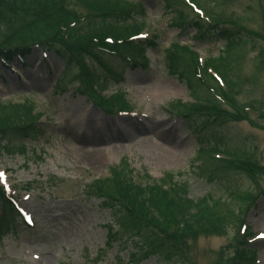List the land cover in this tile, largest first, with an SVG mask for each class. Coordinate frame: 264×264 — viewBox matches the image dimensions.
Wrapping results in <instances>:
<instances>
[{
	"label": "rangeland",
	"instance_id": "374dc122",
	"mask_svg": "<svg viewBox=\"0 0 264 264\" xmlns=\"http://www.w3.org/2000/svg\"><path fill=\"white\" fill-rule=\"evenodd\" d=\"M14 1H21L25 6L9 19L10 25L19 31L20 20L31 31L27 36L38 35L61 11L81 16L90 8L85 0H63L50 18L44 23L33 22L34 26L30 28L26 5L30 4L29 14L36 0ZM124 1L134 3L139 0ZM140 1L145 7V17L137 14L136 21L146 28L143 34L148 37L154 34L152 39L157 42L153 50L142 56L147 67L125 68L121 60L108 57H104L103 62L104 68L111 70L121 84L100 95L116 101L122 99L120 102L132 109L128 115H108L93 104L91 98L76 93L77 83L70 80L75 75L74 70H65L63 61L54 53L44 55L33 49L24 63L15 59L10 70L2 68L0 102L21 103L25 98L33 104V118L39 119L45 135L35 142L11 139L3 144L7 151L20 144L25 147L23 153L16 154L15 150L13 155H1L0 172L4 173L2 176L0 173V184L15 196L21 212L26 216L29 214L33 228L26 230L18 224L13 236L0 240V264H182V260L178 263L175 259L162 260L157 256L134 263L132 256L138 258L143 251L125 243L128 237L124 233H120L121 239L107 243L108 212L101 208L100 200L92 197L88 189L93 180L108 177L110 169L116 166L133 170L143 179L159 180L164 175L170 179L168 173H171L175 176L174 182L185 183L190 200L198 201L203 197L228 200L231 191L245 195L247 192L249 201L245 206L237 197L232 200L235 207L244 206L240 209L242 226L253 235L252 246L258 251V264H264V110L248 112L247 122L230 121L223 126H202L200 120L193 125L176 118L178 116L171 110L175 103L188 105L192 100L182 81L169 74L164 61L166 49L175 41L196 47L207 59L216 58L222 51V42L209 45L196 42L193 27L180 34L183 27L175 26L174 19L181 18L187 27L197 18L196 13L203 14L199 18L207 23L201 24L205 28L209 21L220 26L225 18L228 19L226 22L231 20L227 23L228 28L235 24L250 31L248 43L240 45L231 55L234 60L232 72L244 82L236 87L233 102L242 106L251 101L255 108L261 109L264 104V0H195L202 9L197 8L201 12L196 13L179 0L174 4L168 0L166 6L164 0ZM35 12L34 8L33 15ZM6 14L10 15L9 12ZM8 34L0 33V48L11 44ZM19 37L16 33L15 38ZM260 59L263 64L258 63ZM184 60L185 56H177L178 65L185 67ZM63 72L69 77L62 78ZM59 78L62 80L55 91ZM195 90L196 97L207 96L200 86ZM226 96L229 98V92ZM167 108L175 117L166 112ZM222 109L229 111V108ZM231 110L238 111L237 107ZM87 118L91 120V127L83 123ZM76 119L72 132L69 125ZM200 125L199 133L192 132L193 127ZM160 126L162 138L155 135V129H161ZM106 129L113 131V139L106 135ZM165 139L167 141H163ZM174 141L182 145L180 151L175 150L176 161L161 160L159 153L171 154L170 143ZM216 143L229 151L253 148L254 156L258 158L254 172H238L196 157L201 146ZM211 163L221 167L216 168ZM208 176L211 179L207 180ZM239 223L228 224L219 234L187 240L184 264H230L236 252L235 235ZM171 236L177 239L175 234ZM165 250L169 255L173 253L167 245Z\"/></svg>",
	"mask_w": 264,
	"mask_h": 264
},
{
	"label": "trees",
	"instance_id": "16d2710c",
	"mask_svg": "<svg viewBox=\"0 0 264 264\" xmlns=\"http://www.w3.org/2000/svg\"><path fill=\"white\" fill-rule=\"evenodd\" d=\"M85 1H88L90 4V8L86 14L78 16L71 11H61L59 12L60 15L50 24L44 26L38 35L27 36L28 33H31L27 25H23L19 20L18 22L21 23L19 29L21 30L18 31L9 22V19L15 15V12L20 11V7L25 5L21 1L10 0V3L8 0H0V33H9V42L11 43L10 45L4 46L3 49H0V58L9 63L13 57H24L29 52V47L37 44L46 53L54 52L63 61L66 67L65 70H74L75 75L71 80L78 82L77 89L80 93L84 94L83 91H85V94L90 97L97 94V88L92 84L93 76H91L88 67H85L87 60L93 62L98 61L101 51L109 55L113 54L119 48L116 43L130 35L136 34L138 25L131 22V20L133 21V17L129 13L122 12L111 16V18L110 15H106L104 12L94 11L93 7L100 6L116 12L121 7V3L118 0ZM170 1L174 4L176 0ZM212 1L221 2L222 0ZM62 2L63 0H36L35 7H32L33 9H31L29 14L30 4L26 5L28 8L25 14L26 16L29 15L31 19L30 28L34 26L35 22L41 21L44 23L48 17L50 18L53 15L54 11ZM34 8L36 10L35 15H33ZM6 12H9L10 15L7 16ZM79 20L82 21L79 22ZM175 20L180 21L181 18ZM193 25L197 30L198 41L207 44L212 40L223 42L222 54L212 66L222 75L228 88H232L239 79L232 72L231 62L234 60H232L231 55L240 45L242 47L247 44L249 36L245 35L239 29H219L213 34L209 29L203 31L204 28L199 26L198 23H194ZM16 33L20 34L19 38H15ZM213 35L214 38L212 39ZM107 40H110L112 43H107ZM122 42L124 44L123 47L127 49L126 51H131L136 56L144 55L145 50L153 44L147 42L134 44L132 41H127L126 39ZM177 56H185V67L178 65ZM164 59L169 74L176 76L179 81H182L191 95L195 96V89L199 86L198 81L194 77L196 68L195 57L189 54L185 48L172 46L165 51ZM260 60L258 63L263 64V60ZM132 67L134 66L130 68ZM61 76L63 78L68 75L63 72ZM95 78L96 83L101 81L106 88L111 85L109 81L112 78L110 77L103 78L95 74ZM107 104L109 105V102ZM215 109L218 110V113L222 111L218 104H215ZM33 111V106L28 102L22 104L1 103L0 142H7L11 139L37 140L39 137L44 136L45 131L35 122ZM183 115L185 116V114ZM217 118L219 123H224V119L220 115ZM242 119L246 120L247 118L243 117ZM218 147L220 146L218 145ZM215 148H217V145L211 149ZM201 152L204 151L202 150ZM213 165L216 168L222 166L219 164ZM209 179H211V176H208L207 180ZM89 190L93 197L101 200L102 207L108 209L112 224L118 230L124 231L130 238L144 235L149 240L146 254H157L160 251L163 253L164 258L181 256L178 255L176 249L174 250L176 255H173L175 253L169 255L165 248L160 245L152 247L155 235L153 229L160 230V233H166L167 230L165 232L162 230L168 229L170 226H179L176 222L178 219L188 221L184 226H181V230H176L175 232L181 234L179 236L175 235L178 243L187 247V240L195 239L200 235L208 236L211 234H219L228 224L241 223L240 214H243L241 210L249 201V196L246 195L245 198L243 196L241 197L244 206L240 208L241 210L238 208L240 214H237L235 212L236 207L232 201V197L240 194L236 191L229 192L227 203L220 197L215 200L212 197H205L198 201H191L186 199V191H183V194L177 191L168 192L163 190L161 186L155 184L141 187L139 184H135L132 180H129V177L124 175L121 169H113L110 177L94 180L90 184ZM1 202H3V209L0 211V235L13 230V222L16 214L0 190ZM109 227L111 228L109 230V237L111 239L115 238L117 235H112V226ZM166 240L172 245V238L168 237ZM244 243H238L242 246L239 251L235 248L236 252L233 254L231 264H249V262L251 264L253 250ZM224 263L226 264V262Z\"/></svg>",
	"mask_w": 264,
	"mask_h": 264
},
{
	"label": "bare ground",
	"instance_id": "6f19581e",
	"mask_svg": "<svg viewBox=\"0 0 264 264\" xmlns=\"http://www.w3.org/2000/svg\"><path fill=\"white\" fill-rule=\"evenodd\" d=\"M75 114L76 115H78L77 114V111L75 112ZM77 117V116H76ZM78 119H76V120H74L73 122H71L70 123V125H69V130L70 131H72L73 129H74V127L76 126V121H77ZM81 120L82 119H80V122H81ZM83 123H84V125H88V126H92V124H91V120H90V118L88 119L87 118V120H85L84 119V121H83ZM106 128H108V126H106ZM159 128H161V129H155V131L157 132V134L155 133V135H159V137L160 138H162V127L160 126ZM73 132V131H72ZM107 132V129L105 130V133ZM112 133H113V131H110V132H107V136L110 138V139H113L112 138ZM114 136H116V135H114ZM121 136V135H120ZM122 136L125 138V136L122 134ZM115 139L116 140H118V137H115ZM163 141H167L166 139L165 140H163ZM162 141V142H163ZM170 147H171V150H173V152L171 153V154H169V152H166V153H159V158L161 159V160H164V161H166V162H169V161H171L172 163L173 162H175L176 161V159H177V156H176V154H175V150H177V151H180L181 149H182V145L179 143V142H176V141H174V142H171L170 143Z\"/></svg>",
	"mask_w": 264,
	"mask_h": 264
}]
</instances>
